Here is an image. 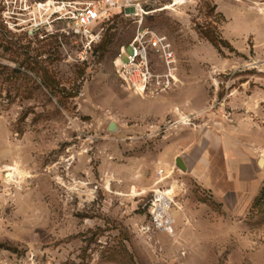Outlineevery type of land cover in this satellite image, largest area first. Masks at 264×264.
<instances>
[{"label":"rangeland","instance_id":"374dc122","mask_svg":"<svg viewBox=\"0 0 264 264\" xmlns=\"http://www.w3.org/2000/svg\"><path fill=\"white\" fill-rule=\"evenodd\" d=\"M47 1L0 0V264H264V0H60L87 50ZM139 20L175 59L144 93L115 68Z\"/></svg>","mask_w":264,"mask_h":264},{"label":"built area","instance_id":"2783aa9c","mask_svg":"<svg viewBox=\"0 0 264 264\" xmlns=\"http://www.w3.org/2000/svg\"><path fill=\"white\" fill-rule=\"evenodd\" d=\"M185 1L187 0H172L170 8H174ZM58 3H60V6L57 5L54 7V5ZM107 5L110 8L114 6L113 3H108ZM37 7L43 11H51L45 22L47 24L49 22L51 24L54 22L61 24V32L69 37L78 39L83 50L90 49V47L99 40L100 32L93 31V26L97 19V13L93 4L82 3L76 5L71 1L49 0L46 3L37 4ZM137 23L139 25L137 35L132 42L127 44L132 49V54L127 55L126 45L123 46L115 60V68L121 80L130 88L136 89L139 93H144L147 84L151 80L148 66V51L154 49L161 54L163 61L168 66L167 81L174 80L173 74L175 68L173 65L175 59L164 37L143 29L141 27L142 20L137 21ZM41 24V20H34L33 28L35 30L39 29ZM125 55L127 56L126 62L123 61ZM157 86L159 88H164L163 80L157 81ZM162 173L163 171L160 170V174ZM165 208L167 207H161L159 202L158 204H154L153 217L157 219L158 212Z\"/></svg>","mask_w":264,"mask_h":264},{"label":"crops","instance_id":"0c3cea01","mask_svg":"<svg viewBox=\"0 0 264 264\" xmlns=\"http://www.w3.org/2000/svg\"><path fill=\"white\" fill-rule=\"evenodd\" d=\"M220 144H222V140H221V143H219V145ZM216 146V152H218L221 148H222V145H220L221 146V148H220V146ZM225 149H222V151L225 153L226 152V150L224 151ZM235 150V149H234ZM205 153V152H204ZM222 153V152H221ZM224 153H222V155L224 154ZM206 154V153H205ZM219 154V153H218ZM230 156V154H228V157ZM201 170H204L205 171V169H204V166H201ZM200 173H202V172H200Z\"/></svg>","mask_w":264,"mask_h":264},{"label":"water","instance_id":"95a60500","mask_svg":"<svg viewBox=\"0 0 264 264\" xmlns=\"http://www.w3.org/2000/svg\"><path fill=\"white\" fill-rule=\"evenodd\" d=\"M110 130H112V126L109 128ZM259 164L261 165V163L259 162Z\"/></svg>","mask_w":264,"mask_h":264},{"label":"bare ground","instance_id":"6f19581e","mask_svg":"<svg viewBox=\"0 0 264 264\" xmlns=\"http://www.w3.org/2000/svg\"><path fill=\"white\" fill-rule=\"evenodd\" d=\"M260 163H261V161H260ZM7 177H10L9 175H7Z\"/></svg>","mask_w":264,"mask_h":264}]
</instances>
